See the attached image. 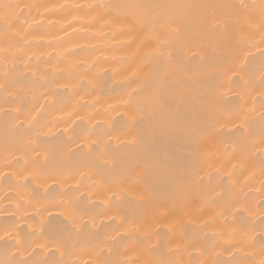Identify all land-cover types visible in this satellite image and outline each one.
I'll return each mask as SVG.
<instances>
[{"label":"bare ground","instance_id":"6f19581e","mask_svg":"<svg viewBox=\"0 0 264 264\" xmlns=\"http://www.w3.org/2000/svg\"><path fill=\"white\" fill-rule=\"evenodd\" d=\"M262 4L0 0V264H264Z\"/></svg>","mask_w":264,"mask_h":264},{"label":"snow or ice","instance_id":"6c2138e0","mask_svg":"<svg viewBox=\"0 0 264 264\" xmlns=\"http://www.w3.org/2000/svg\"><path fill=\"white\" fill-rule=\"evenodd\" d=\"M4 8H11L13 7L12 5L10 4H6V5H2ZM18 7V5H17ZM106 7H111V6H106ZM130 7H143V6H130ZM152 7H155V8H169V7H181V6H178V5H154ZM262 7H264V4H262Z\"/></svg>","mask_w":264,"mask_h":264}]
</instances>
